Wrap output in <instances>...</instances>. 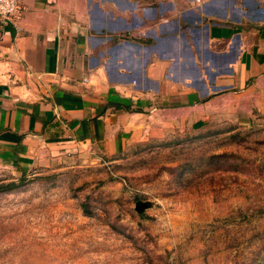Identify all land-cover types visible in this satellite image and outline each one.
<instances>
[{
  "label": "crops",
  "instance_id": "0c3cea01",
  "mask_svg": "<svg viewBox=\"0 0 264 264\" xmlns=\"http://www.w3.org/2000/svg\"><path fill=\"white\" fill-rule=\"evenodd\" d=\"M261 117L264 0H22L0 23V169Z\"/></svg>",
  "mask_w": 264,
  "mask_h": 264
},
{
  "label": "rangeland",
  "instance_id": "374dc122",
  "mask_svg": "<svg viewBox=\"0 0 264 264\" xmlns=\"http://www.w3.org/2000/svg\"><path fill=\"white\" fill-rule=\"evenodd\" d=\"M0 264H264V117L0 169Z\"/></svg>",
  "mask_w": 264,
  "mask_h": 264
},
{
  "label": "built area",
  "instance_id": "2783aa9c",
  "mask_svg": "<svg viewBox=\"0 0 264 264\" xmlns=\"http://www.w3.org/2000/svg\"><path fill=\"white\" fill-rule=\"evenodd\" d=\"M22 0H0V23L7 24L21 13Z\"/></svg>",
  "mask_w": 264,
  "mask_h": 264
}]
</instances>
